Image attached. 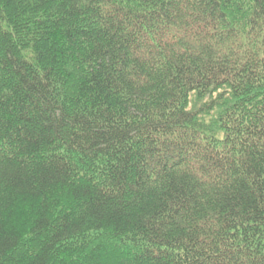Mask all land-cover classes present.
<instances>
[{"label":"trees","instance_id":"trees-1","mask_svg":"<svg viewBox=\"0 0 264 264\" xmlns=\"http://www.w3.org/2000/svg\"><path fill=\"white\" fill-rule=\"evenodd\" d=\"M0 264H264V0H0Z\"/></svg>","mask_w":264,"mask_h":264}]
</instances>
